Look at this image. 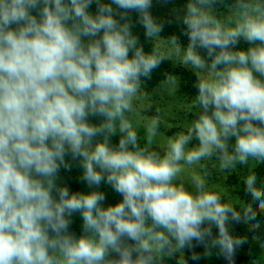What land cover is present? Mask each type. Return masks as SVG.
<instances>
[{
	"label": "clouds",
	"instance_id": "9594fccd",
	"mask_svg": "<svg viewBox=\"0 0 264 264\" xmlns=\"http://www.w3.org/2000/svg\"><path fill=\"white\" fill-rule=\"evenodd\" d=\"M217 2L187 0L186 46L172 35L168 51L146 52L132 14L159 38L153 0H0V264H152L154 251L203 242L212 225L228 258L244 243L227 228L241 213L208 184L206 162L264 165V0H234L223 17ZM174 54L193 73V118L161 152L160 109L143 143L131 116L143 82ZM67 156L91 191L57 185ZM185 165L200 169L195 191L180 180ZM258 179L250 171L244 185L264 212ZM102 183L120 202L104 206ZM74 213L83 235L69 231ZM243 215L257 213L249 204Z\"/></svg>",
	"mask_w": 264,
	"mask_h": 264
},
{
	"label": "rangeland",
	"instance_id": "374dc122",
	"mask_svg": "<svg viewBox=\"0 0 264 264\" xmlns=\"http://www.w3.org/2000/svg\"><path fill=\"white\" fill-rule=\"evenodd\" d=\"M230 6L226 5L220 9H215V12L221 17L229 15ZM167 40L168 37L161 34L159 38H147L150 51L153 45L157 43L161 45L162 50L168 51L170 46ZM179 43L182 46H186V43L182 41H179ZM162 66H172L174 69L187 70L192 73L189 68L180 62V58L175 54L171 59L165 60L161 64V69H163ZM171 77V81L167 77L157 86L143 83L142 91H146L148 95L135 103L136 111L131 116L139 124L137 131L141 136V143H143V125L147 118L156 115V110L160 109V131L162 135L156 137L154 147L161 152L165 150L167 136L186 128L193 118L192 111L189 109L191 99L181 93L180 75H172ZM206 163L208 184L220 191L222 198L234 205L233 207H237L241 213V219L237 221L236 227L240 230L238 238L244 240V243L235 247L234 253L226 264H264V212L260 211L258 204L252 200L244 185V178L250 171H254L258 164L250 162L248 166H238L234 171L221 172L218 167L214 166L217 163L214 159ZM200 174L198 166L185 165L180 180L184 182L188 190L195 191L192 186V178ZM249 204L257 213L255 222L244 219L243 213ZM256 222L259 224L258 228L254 227ZM211 233V236L205 237L203 242L193 240L190 245H186L184 248L176 247V242L173 240L171 247L154 251L152 255L175 256L186 264H215L216 260L218 262L216 264H221L220 259L213 258V246L221 251L219 245L215 243L218 236V229L215 225H212ZM127 242L132 243L131 241Z\"/></svg>",
	"mask_w": 264,
	"mask_h": 264
},
{
	"label": "trees",
	"instance_id": "16d2710c",
	"mask_svg": "<svg viewBox=\"0 0 264 264\" xmlns=\"http://www.w3.org/2000/svg\"><path fill=\"white\" fill-rule=\"evenodd\" d=\"M104 2H108V0H104ZM187 3V0H153V6L151 8V13L153 17L157 20V22L163 24V31L160 33L163 36L170 37L172 35L177 36L178 41H182L187 44V37L183 35V25L181 23V17L184 14V5ZM234 3V0H218L217 4L214 6V9H220L225 7L226 5H231ZM91 11L95 12L96 6L93 4L91 6ZM132 23L134 25L133 32L140 38V43L143 45L146 52L150 51L149 44L147 38L144 34V29L140 23H138V16L137 14H132ZM240 48H247L248 45L245 44L243 41L237 46ZM161 67V65H160ZM157 68L153 71L152 77L149 80H145L144 84H151L157 86L160 82L166 79L169 76H179L181 77V93L185 95V97L192 99V95L195 92L193 87L194 77L193 74L187 70H177L174 69L172 66L170 67H163ZM167 75V76H166ZM97 122L98 119H97ZM114 141L117 138H113ZM66 161L70 165L69 168H64L63 166L60 169L57 179V185L67 187L71 192H88L91 191L86 183V181L82 178V169L79 166V160H73L71 156L66 157ZM258 176V184H264V165L256 166L254 170ZM105 194V200L103 202L104 206L108 205H115L116 203L120 202L122 197L116 193L111 186L102 183L98 189ZM234 206V205H232ZM236 210L239 209L237 207ZM239 212V211H238ZM71 224L69 227V231L76 235L80 236L83 235L82 229V222L79 213H74L71 217ZM229 224L227 223V227L229 233L232 237L238 238L240 236V230L236 227L237 221L232 220L231 217L229 218ZM255 222V221H254ZM257 224V222L255 223ZM230 225V226H229ZM214 257L216 259L221 260V264H226L229 262L230 258H227L223 250L219 251L215 246H213ZM115 254H113V257ZM153 261L152 264H186L181 262L175 256H168V255H152ZM218 263L217 260L215 264Z\"/></svg>",
	"mask_w": 264,
	"mask_h": 264
}]
</instances>
